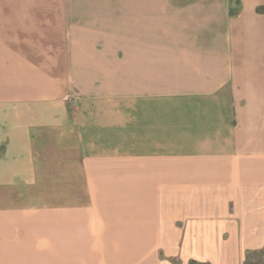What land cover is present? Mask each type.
Masks as SVG:
<instances>
[{"label": "crops", "instance_id": "crops-1", "mask_svg": "<svg viewBox=\"0 0 264 264\" xmlns=\"http://www.w3.org/2000/svg\"><path fill=\"white\" fill-rule=\"evenodd\" d=\"M262 253L264 0H0V264Z\"/></svg>", "mask_w": 264, "mask_h": 264}, {"label": "rangeland", "instance_id": "rangeland-1", "mask_svg": "<svg viewBox=\"0 0 264 264\" xmlns=\"http://www.w3.org/2000/svg\"><path fill=\"white\" fill-rule=\"evenodd\" d=\"M60 9H61V7H58V10H60ZM61 29L64 30V27H61ZM58 33H59V29H58ZM32 41H33V39L30 38V39L26 40V43L27 42H32ZM249 264H264V253H262V254H260L258 256H254V257L250 258Z\"/></svg>", "mask_w": 264, "mask_h": 264}]
</instances>
